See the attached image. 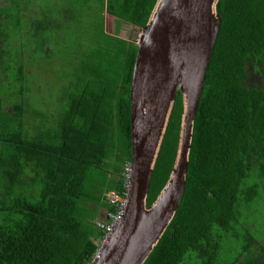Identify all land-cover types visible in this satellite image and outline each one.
<instances>
[{
    "label": "trees",
    "instance_id": "16d2710c",
    "mask_svg": "<svg viewBox=\"0 0 264 264\" xmlns=\"http://www.w3.org/2000/svg\"><path fill=\"white\" fill-rule=\"evenodd\" d=\"M59 1L26 18L22 0H0V264H91L103 234L96 221L110 209L106 194L123 190L120 172L131 161L138 46L105 31L106 13L143 28L158 0ZM216 7L221 25L185 192L144 264H264V0H218ZM67 15L69 40L61 33L63 23L71 27ZM87 19L97 20L98 31L82 32ZM10 29L23 33V47L7 43ZM59 40L63 99L33 130L23 118L25 69L47 67ZM181 114L179 91L147 206L172 172Z\"/></svg>",
    "mask_w": 264,
    "mask_h": 264
},
{
    "label": "water",
    "instance_id": "95a60500",
    "mask_svg": "<svg viewBox=\"0 0 264 264\" xmlns=\"http://www.w3.org/2000/svg\"><path fill=\"white\" fill-rule=\"evenodd\" d=\"M218 0H158L143 35L131 83L132 177L125 213L95 264H144L185 192L194 122L221 25ZM178 150L170 177L147 206L152 174L177 93Z\"/></svg>",
    "mask_w": 264,
    "mask_h": 264
},
{
    "label": "rangeland",
    "instance_id": "374dc122",
    "mask_svg": "<svg viewBox=\"0 0 264 264\" xmlns=\"http://www.w3.org/2000/svg\"><path fill=\"white\" fill-rule=\"evenodd\" d=\"M50 3H52L53 5L63 4L62 1L55 3V0H36V3H31L30 0H22V4L20 6H22L24 10L22 14H24L26 18H28L27 16H29L32 13V11H34L33 9L35 7L38 10V12H40L42 15L43 8L45 9V6ZM95 4L96 3H94V5ZM56 10L62 11L60 9H56ZM33 13L37 14L36 11H34ZM57 14L58 13L55 11V15ZM67 17L69 21L70 19L73 20V17L71 18L70 15H67ZM23 21H28V19ZM86 23L85 25L82 26V32L90 35L92 33H95L94 30L98 31L97 20L89 21L87 19ZM12 24L15 27V23L13 22ZM66 25L65 23H63L62 28L64 29V31L61 30V33H62V37H67V39L69 40L71 33H73V21L72 23L70 21L71 27H67ZM104 28L106 32L112 35H116L117 38L128 40L135 44L139 43L143 35V28L132 23L120 22L119 20L110 16L108 13H106V22ZM10 33L13 35V38L11 39V41L8 40L7 43L9 45H13V46L15 45L16 48L23 47L24 44V40H23L24 38L22 36L23 33L18 35L17 31L14 29H10ZM63 44L64 43H62V41L59 40L57 44L50 45L54 49V54H52V56H50L46 60L47 67H45L44 69L40 68L39 70L36 69L34 70L31 67L30 69H27L29 67H26L25 69L26 73L23 76V80H24V84H28V86L26 89V93L24 92L23 95L25 98H23L22 100H24V105L27 112L24 113L23 118L25 120V123L30 124L29 126H33V130L36 122L40 123L43 119H47L49 114H55L56 110L58 109L57 102L60 95H62L61 99H63V93L61 90L62 88L61 79L60 76H56L55 73L57 70V75H59V70L63 67L62 57H63V52L66 50L65 47H62ZM59 48H61L60 51H58ZM28 63H30V61H28ZM35 72H37V75L35 74ZM31 91H34L35 95L34 94L32 95ZM19 96L20 95L18 94V96L14 97L15 99L11 98L10 103H15L19 98ZM58 111L59 110H57V112ZM258 209H259L258 224H261L263 222L262 216L264 214L263 200L260 201ZM105 214L106 212L103 213V215Z\"/></svg>",
    "mask_w": 264,
    "mask_h": 264
},
{
    "label": "built area",
    "instance_id": "2783aa9c",
    "mask_svg": "<svg viewBox=\"0 0 264 264\" xmlns=\"http://www.w3.org/2000/svg\"><path fill=\"white\" fill-rule=\"evenodd\" d=\"M121 172V176L123 177V190L119 192L112 189L107 192L106 200L110 206V209L106 211L104 220L96 221V225L102 230L103 234L99 241V248L96 252L95 258L101 252L102 248L109 242L127 207L132 177L131 161L125 163ZM93 263L94 261L91 264Z\"/></svg>",
    "mask_w": 264,
    "mask_h": 264
},
{
    "label": "clouds",
    "instance_id": "9594fccd",
    "mask_svg": "<svg viewBox=\"0 0 264 264\" xmlns=\"http://www.w3.org/2000/svg\"><path fill=\"white\" fill-rule=\"evenodd\" d=\"M105 246H106V245H105ZM105 246H104V247H105ZM104 247H103V248H104ZM98 248H99V244H98ZM98 248H97V250H98ZM103 248H102V250H103ZM102 250H101V252H102ZM96 252H97V251H96ZM101 252H100V253H101ZM100 253H99V254H100ZM99 254H98V255H99ZM95 255H96V253H95ZM98 255H97V256H98ZM97 256H96V258H97ZM96 258L94 259V263H93V264H95Z\"/></svg>",
    "mask_w": 264,
    "mask_h": 264
}]
</instances>
